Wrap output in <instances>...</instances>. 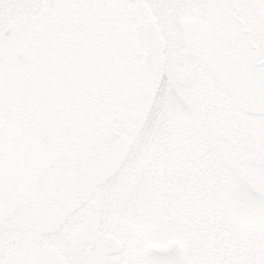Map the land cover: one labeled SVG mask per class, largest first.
I'll return each mask as SVG.
<instances>
[{
	"label": "rangeland",
	"instance_id": "rangeland-1",
	"mask_svg": "<svg viewBox=\"0 0 264 264\" xmlns=\"http://www.w3.org/2000/svg\"><path fill=\"white\" fill-rule=\"evenodd\" d=\"M168 1L172 13L183 12L188 18L187 44L177 22L178 32L169 31L149 18L153 5L149 9L134 0H88L84 6H79L84 0L60 1L57 7L48 3L49 10L39 0L30 13L107 15V48L90 77L115 114L140 115L118 175L125 181V222L135 227L138 242L171 232L185 244L189 264H256L261 257L254 248L264 241L257 238L264 233V0H182V7L181 0ZM164 2L154 4L157 12H162ZM142 11L148 22L138 32L145 37L143 45L128 29ZM6 13L0 9L1 32L13 22ZM19 42L16 39L13 46ZM180 50L187 55L184 69L174 66L181 60ZM33 54L26 52V57ZM47 54L52 56L53 51ZM205 92L214 96L215 121L207 117L208 107L200 100ZM14 156L7 164L17 173ZM184 156L190 159L187 168L178 163ZM172 162L177 174L164 177L154 170L159 166L168 170ZM4 165L5 159L0 161V173ZM192 189H198L195 195L190 194ZM3 190L0 184V193ZM182 198L189 208L179 207ZM170 204L173 209L161 212L159 206L165 209ZM129 211L137 212L136 217ZM97 214L102 216L99 228L108 230L115 219ZM3 231L9 233L0 228ZM5 240L0 238V264L7 262ZM170 254L169 264H178Z\"/></svg>",
	"mask_w": 264,
	"mask_h": 264
},
{
	"label": "flooded vegetation",
	"instance_id": "flooded-vegetation-1",
	"mask_svg": "<svg viewBox=\"0 0 264 264\" xmlns=\"http://www.w3.org/2000/svg\"><path fill=\"white\" fill-rule=\"evenodd\" d=\"M9 1L0 0V5ZM21 1L27 2V0ZM36 1L39 0H32L30 4L37 5ZM60 1L69 0H52L46 3L41 0L38 4L44 5L49 10L48 3L57 7ZM134 1L136 5L140 2L144 3L149 6V9L153 5L151 10L154 13L150 12L149 18L153 22L158 21L157 24L169 31L174 29L175 33L178 32L174 26L177 22L180 30L186 34L184 40L187 44L188 18L183 12L172 13L170 1L165 0L162 12H157L154 7V4L157 5L162 0ZM87 3L88 0H84L79 3V6ZM94 4L97 6L96 2ZM73 5L76 6L74 2L71 6ZM184 5L185 3L181 0L179 6ZM63 13L62 15L56 11L52 13L40 11L36 15L25 13L19 15L22 21L19 26L16 22H12L2 32L0 31V107L6 105L13 110L12 120L0 115V161L5 159L4 169L2 168L0 173V184L4 186L3 192L0 193V196L4 195L0 202V211H2L0 228L9 231L7 235H4L6 234L4 231V233L0 232V238L5 237L4 242L9 243L5 248L6 264H169L172 259L170 253H173L178 264H189L184 250L185 244L180 241V238L179 240L174 238L171 232L164 233L161 238L138 242V236L133 232L135 227L126 225L127 221L123 214L122 197L125 181L119 179V169L102 185L94 187L89 199L77 210L69 213L53 232L20 230L2 222L1 217L5 211L21 203L33 192L38 174L50 161L63 156L81 157L97 139L119 131L117 128L119 117L124 120L120 125H124L129 120L126 114L123 116L115 114L114 108L108 104V99L104 96V91L100 90V86L98 87L97 82H94L96 87H92L90 76L93 69H96L92 66L99 63L98 56L108 44V37L104 34V30L107 31L109 27L107 15L89 11L84 13V17L80 15L81 18H76L74 17L78 14L76 12L72 17H69V12ZM144 14L143 11L141 15L136 14V23L128 28L134 32V35L138 34L140 41L136 39V42L140 44L144 43L145 37L138 32L142 33L148 24ZM5 15L10 20L20 18L12 13ZM33 20L41 21L42 27L45 24L47 27L52 25L53 28L45 29L38 24L36 28H29L34 24ZM195 26V24L190 25V32H194ZM16 39L20 42L13 46ZM47 44L52 45V56L47 54L49 50ZM12 47H16V50L13 51L15 48L12 50ZM26 52L34 54L38 52L52 60V68L57 74L55 73L56 75L52 78H46L50 86L37 87L32 85L34 84L32 81L26 80V67L31 58L35 57L33 54L32 57L27 58ZM19 53L25 55L24 63L17 60ZM196 54L207 61L199 50ZM179 55L181 60L174 66L184 69L187 66L186 52L180 50ZM203 59H201L203 63L206 62ZM10 65L21 69L20 79L12 80L13 72L7 68ZM60 68L62 72L59 71ZM44 72L46 68L38 70L37 76L41 78ZM95 78L96 76L93 80ZM34 81L37 83V80ZM55 85L58 86L55 87ZM40 88L41 92H39ZM199 96L205 107H208L207 117L215 121L217 112L214 96L209 92ZM133 141L134 137L132 144ZM12 155H15L14 159H18L19 172L17 173L11 171L10 163L7 164V161L13 158ZM189 160L184 156L178 163L184 164L187 168ZM196 166L198 167L197 163ZM175 167L176 162H172L168 170L165 166L155 167L154 170L165 177L170 172L177 174ZM197 169L199 172V168ZM182 174L180 172L179 175ZM197 191L198 189H192L190 194L195 195ZM181 201L183 203L178 204L180 208L182 205L189 208L184 198ZM5 206L6 208L3 209ZM159 208L161 212L166 213L173 209V204L167 205L165 209L162 206ZM97 213H104L103 219H115L106 227L108 230L99 228L102 216ZM129 213L134 215L137 212L129 211ZM85 228L113 235L118 240L119 250L108 254L105 259H99L88 247L70 240L73 231ZM263 234L258 239H264ZM263 242L260 241V244H264ZM98 247L103 249L102 245ZM261 262H264V257L256 264Z\"/></svg>",
	"mask_w": 264,
	"mask_h": 264
},
{
	"label": "water",
	"instance_id": "water-1",
	"mask_svg": "<svg viewBox=\"0 0 264 264\" xmlns=\"http://www.w3.org/2000/svg\"><path fill=\"white\" fill-rule=\"evenodd\" d=\"M18 58L21 62L26 61L23 53H19ZM0 113L13 119V110L9 106H1ZM139 118L138 113H133L128 122L120 125L124 120L119 117V131L100 137L82 157H61L50 162L38 175L33 193L5 212L2 220L21 230L33 229L42 233L57 230L65 217L91 196L93 188L103 184L121 166ZM70 240L88 247L99 259L119 250L115 237L89 228L73 231Z\"/></svg>",
	"mask_w": 264,
	"mask_h": 264
},
{
	"label": "trees",
	"instance_id": "trees-1",
	"mask_svg": "<svg viewBox=\"0 0 264 264\" xmlns=\"http://www.w3.org/2000/svg\"><path fill=\"white\" fill-rule=\"evenodd\" d=\"M33 7V4H30L29 2H26V1H21V0H10L8 3L4 4V5H0V9H3L4 12H8V13H12V14H16L17 16H21L25 13H30V10L32 9ZM49 12V11H48ZM19 16V17H20ZM13 22H16L18 24V26L20 25V23L22 22L21 21V17L18 18L17 20L16 19H13L11 20ZM34 24H32L31 26L33 28H36L37 27V24L41 26V21L39 20H33ZM30 28V27H29ZM42 28H45V29H52L53 26H46L44 24V26ZM67 44V42H66ZM48 49L51 50L52 49V45H48ZM48 50V51H49ZM47 51V53H48ZM35 57L31 59L30 63H28L27 67H26V70H27V76L26 77V80L28 81H32V84L33 86H36L37 87H48L50 86V83L49 81H46V78L48 77L49 78H52L53 76H55L57 73L56 71H54V69L52 68V60L48 57H46L45 55H42L41 53H38V52H35ZM40 55H41V58H40ZM42 58H44L43 60H41ZM15 65V64H13ZM13 65H10L8 66L7 68H9V71L10 72H13V75L14 77L12 78V80L14 78H19L20 79V72H21V69L19 67H15ZM44 68H46V72H44L42 75H41V78L37 76V73H38V70H43ZM49 68V69H48ZM25 69V68H23ZM56 73V74H55ZM18 80V79H17ZM34 80H37V83H35ZM52 82V81H51ZM58 85H55V87H57ZM66 86V84L64 85ZM52 87V86H51ZM41 88L39 89V92H41ZM237 107V105H236ZM262 242V241H261ZM264 243V242H263ZM254 252L259 255L261 257V259L264 257V244H260L258 245L255 249H254ZM260 259V260H261ZM256 262H259V261H256Z\"/></svg>",
	"mask_w": 264,
	"mask_h": 264
}]
</instances>
